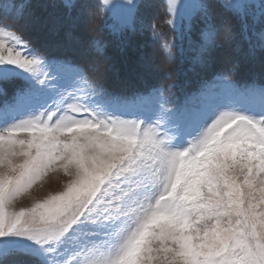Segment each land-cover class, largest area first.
I'll use <instances>...</instances> for the list:
<instances>
[{
	"label": "snow or ice",
	"instance_id": "1",
	"mask_svg": "<svg viewBox=\"0 0 264 264\" xmlns=\"http://www.w3.org/2000/svg\"><path fill=\"white\" fill-rule=\"evenodd\" d=\"M217 2L234 23L217 20L211 0H164L181 39L201 25L193 63L213 61L222 32L236 51L247 44L246 58L264 53V0ZM110 5H99L105 24ZM59 6L75 24L77 0ZM120 7L119 31L135 33L140 0ZM217 75L227 90L183 103L163 88L121 95L0 22V85L23 81L0 104V262L264 264V83ZM58 172L62 190L13 207Z\"/></svg>",
	"mask_w": 264,
	"mask_h": 264
},
{
	"label": "trees",
	"instance_id": "2",
	"mask_svg": "<svg viewBox=\"0 0 264 264\" xmlns=\"http://www.w3.org/2000/svg\"><path fill=\"white\" fill-rule=\"evenodd\" d=\"M53 2L58 6L53 7ZM59 4L57 0H33L26 5L22 15L7 16L6 19L0 16V19L43 53L75 61L91 80L111 92L130 95L173 84L172 88L177 89L176 93L181 97L196 85L197 79L194 77L207 79L216 73L226 74L241 84L250 81L262 83L264 71L259 69L258 59L246 58L245 44L241 51H236V45L223 41L224 44L220 43L213 53L212 64L205 66V69L199 68L196 72L200 73L195 75L187 61L181 59L177 65H172L171 60L167 61L159 45L152 49L143 45L139 50V54H143L142 58L137 57L139 54H131L133 50L130 46L138 41L141 33H134L130 39H102L103 30L99 28V14L96 11H82L79 14L77 6L71 12L72 18L76 20L73 24L67 18L66 8ZM47 13H51L50 18L46 17ZM150 19H153L152 16ZM38 23L44 27H38ZM47 29L51 31L45 37ZM97 41L104 46L102 52L97 51V44L94 43ZM134 62L137 65H133ZM234 62H238L239 67L233 71Z\"/></svg>",
	"mask_w": 264,
	"mask_h": 264
},
{
	"label": "rangeland",
	"instance_id": "3",
	"mask_svg": "<svg viewBox=\"0 0 264 264\" xmlns=\"http://www.w3.org/2000/svg\"><path fill=\"white\" fill-rule=\"evenodd\" d=\"M30 1L33 0H2V3H0V11L3 12L4 14H7V16L11 18L15 15H18L21 5H27ZM57 1L60 2V0ZM101 2L102 0H77V6H79L78 8L79 12L78 11L77 12L79 14H81L82 11L86 13L88 12L90 13L92 12V10H94L96 11L97 14H99V5L101 4ZM124 2L125 0H112V4L115 5V7H112L111 5L105 7L104 15L107 24H105L104 19L99 18L98 21L100 22L99 28L103 30L102 31L103 33L100 36L102 39H106V40L109 39L111 41H116L119 37L122 39H125V37L130 39L134 35V33L130 31H124V32L119 31V27L124 23V19L126 15L125 10L122 7H120V5H122ZM140 3L142 4V7L140 8L142 24L138 26V31H136L135 33L138 34L141 33V34L140 37H138V41L133 42L132 45L130 46L133 50L130 53L131 54L135 53L138 55L139 50L143 45H145L147 49H152L154 48V46L159 45L160 51L163 52L164 55L167 57V61L169 60L172 61V65H177L178 62H180L182 59L183 61H187V64L192 67L194 74L200 73V71L196 72L198 71L199 68L205 69V67L193 63L192 57L195 55V51H194V45L190 43L196 41L199 38V29L201 27L200 23L198 21L196 22L190 38L181 39L178 32L174 31L172 27H170L166 23V20L169 17L166 14L164 0H140ZM211 3L213 10L216 14L217 20H227L229 23H234L233 19L230 16H225L223 14V10L219 7L217 0H211ZM80 6H82L83 8H80ZM66 10L68 13V9ZM151 16L153 19H150ZM46 17L50 18L51 13H47ZM0 22H2L4 25H8L6 22H4L1 19ZM153 24L155 25L156 30L160 33V35H157L155 37L153 36V30H152ZM50 25L48 26L50 27ZM37 26L44 27V25L40 23H38ZM49 31L51 30L47 29V32L45 31L46 34L44 32L45 37L46 35H48ZM166 41H170L172 44L175 45V47H173L171 50V56H169L168 53H166L163 49V43ZM223 41L225 43H228L229 45H234V46L237 43V41L226 40L225 34L222 32L219 39L217 40V44L218 45L220 43L224 44ZM239 43L242 45V47L245 44L246 46L244 47V49L247 50V44L242 39L239 40ZM142 55L143 54H139L137 57L142 58L141 57ZM258 55H261V57ZM136 59H131V60L138 62ZM252 59H258V67L260 70L264 71V53L258 52L256 57ZM136 62H134L133 65H137ZM235 64L236 62H234L233 66ZM194 78L197 79L196 85L192 89L188 90V92L185 93V95H182L181 97L176 93L177 89L172 88L173 84L169 85V87H165L161 85L157 88H163L166 92V95H169L174 103L175 102L183 103L186 99L195 97L199 93L205 90H208L210 92L224 91L229 88V85L223 82L221 77H219L217 73L207 79L201 76H199V78L198 77H194ZM262 83H264V77L262 78ZM22 85H23L22 80H14L9 83L0 85V104H3L5 101H10L15 90L21 87ZM151 90L152 89L143 92L137 91L134 93L147 94ZM67 179L68 177H66L62 172L50 174L49 177L45 179L43 185H37L33 188L31 196H26L16 201L13 207L18 209L20 207L30 206L33 197H43L49 192H56L62 190L64 183L67 181ZM0 264H16V262L9 260V261L0 262ZM26 264H38V262L35 260H26Z\"/></svg>",
	"mask_w": 264,
	"mask_h": 264
}]
</instances>
